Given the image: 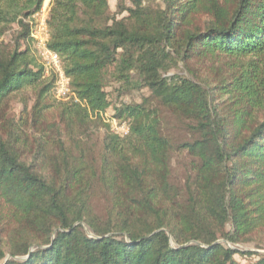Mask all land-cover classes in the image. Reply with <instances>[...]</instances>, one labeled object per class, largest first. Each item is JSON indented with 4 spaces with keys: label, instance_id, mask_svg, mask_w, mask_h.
Returning <instances> with one entry per match:
<instances>
[{
    "label": "trees",
    "instance_id": "1",
    "mask_svg": "<svg viewBox=\"0 0 264 264\" xmlns=\"http://www.w3.org/2000/svg\"><path fill=\"white\" fill-rule=\"evenodd\" d=\"M0 1L6 4L0 5V25L18 22L21 27L15 50L0 58L1 123L10 97L43 83L44 68L32 69L25 52L18 48L22 40L31 39L30 26L23 19L39 13L45 0ZM163 1L166 9L156 19L157 26L152 22L150 31L141 32L131 29V17L136 21L144 17L141 0H135V9H128L129 16L122 20L105 18L108 0H52L48 46L60 55L71 81L78 100L74 113L88 118L89 113L96 116L110 108L104 74L114 66L121 81L131 82L133 70L140 86L195 123L199 138L180 147L201 164L195 170L196 198L188 205L194 214L181 210L171 214L160 206L156 202L159 191L146 188L144 173L119 154L126 163L127 184L122 196L113 198L119 205H128L114 209L121 217L120 227L94 229L98 237L91 238L82 228L89 213L83 202L86 191L73 188L81 173L75 167L78 162L63 150L64 163L50 178L40 172L42 166L36 161L24 159L23 146L27 144H10L0 133V197L23 226L19 231L22 239L13 244L12 259L4 264H238L234 260L237 251L214 244V222L223 227L231 224L232 231L224 237L232 243L250 234L257 225L255 220L264 224V119L257 122L255 117V112L264 115V0ZM16 4L22 7H12ZM202 12L210 19L206 27L195 28V18ZM103 19L104 23H98ZM165 43L176 55L166 54L165 59L178 58L186 65L211 54L249 60L243 73L214 81L213 90L229 98L213 105L210 85L183 77H162V62L153 50L164 53ZM191 71L197 78V72ZM51 86L49 82L45 89ZM146 102L122 105L115 116L135 122L130 135L157 161L159 177L165 179L170 142L161 135L159 120L146 110ZM112 143L107 149L115 152L117 147ZM44 150L40 144L37 151ZM134 187L147 195L146 203H142L143 196L135 195ZM106 188L112 192L117 189L111 182ZM133 196L141 198L134 200L140 202L137 207L131 206ZM143 213L154 216L158 223L144 224L135 233L129 219ZM169 214L174 224L168 220ZM164 228L179 246L199 241L207 248L195 244L172 247ZM23 255L27 257L24 261L14 259ZM3 259L5 254L0 251ZM254 264H264V255Z\"/></svg>",
    "mask_w": 264,
    "mask_h": 264
},
{
    "label": "rangeland",
    "instance_id": "2",
    "mask_svg": "<svg viewBox=\"0 0 264 264\" xmlns=\"http://www.w3.org/2000/svg\"><path fill=\"white\" fill-rule=\"evenodd\" d=\"M140 1V0H139ZM144 17L141 21L131 17V29L139 28L141 32L150 31V23L155 22L165 11L166 4L163 0H141ZM52 0H45L39 13L31 18L23 19L30 26V33L36 26H41L44 21L47 24L51 11ZM2 3L0 1V5ZM22 4V3H21ZM21 4L12 7L20 9ZM108 12L105 18L122 20L129 16L128 9H135V0H108ZM141 14V13H140ZM210 17L200 13L195 18L194 27H206ZM106 19L99 20L104 23ZM179 22V21H178ZM111 24V21L109 22ZM48 27V25H47ZM193 25L191 28H194ZM0 30V58H7L8 54L17 47V37L21 31L18 22L2 23ZM49 30V28H48ZM31 35V34H30ZM30 40H22L19 44V52H25L27 61L30 62L32 69L37 70L38 66L44 68L41 85H35L24 92L10 97L4 104L3 118L0 125V133L10 144H27L23 146L24 159L28 162L36 161L40 167V172L48 177L57 174V170L64 163L63 150L70 153V157L78 163L75 167L80 170V178L73 183L74 191L85 190L83 202L88 209L86 223H82V228L91 238H97L94 229L117 228L121 225L116 207H126L128 203H116L114 196H122L123 189L127 184L125 179L124 167L119 154L123 155L132 167H136L143 172L145 186L149 190H158L156 202L167 209L171 214L181 210L187 214H194L195 210L188 205L196 198L194 178L199 160L193 158L181 147L184 143H192L199 138L195 132V123L186 119V116L175 108L166 106L159 98L153 95L147 87L140 86L139 76L131 70V82L120 80L114 66L108 68L104 74V90L110 102V108L96 116L88 114V118L82 113H74V105L78 100L69 97L65 101L59 100L56 94L57 75L48 70L43 60L42 54L32 37ZM167 43L163 44L166 46ZM163 46L161 49H163ZM164 51V50H163ZM156 57L162 62L159 72L162 77L173 78L183 77L196 81L203 85H210L208 89L213 95V105L226 102L229 95L214 91V81L219 78H229L232 74L238 75L245 70L248 58H224L211 54L186 65L180 59H165V55H175L172 48L166 46L164 53L153 50ZM197 72V78L192 71ZM51 82L52 86L45 89L46 84ZM145 108L150 113H154L159 120V130L163 137L170 142V152L168 153V163L166 165V177H159V165L151 154L142 146V143L130 135V127L135 124L132 120L120 119L115 116L116 110L122 105L142 104L146 101ZM84 107V104L81 105ZM85 108V107H84ZM64 109H68L66 113ZM255 112L257 122L264 119V115ZM113 140V143L111 142ZM117 147L115 152L108 151L110 144ZM42 144L44 151H37ZM110 178V181L107 178ZM111 182L117 189L112 192L106 188ZM135 184V183H134ZM135 195L143 196L142 203H146V196L138 193V188L134 187ZM264 189V188H263ZM157 194V192H156ZM264 194V190L262 192ZM155 199V198H154ZM141 198H131V206L137 207ZM141 203V204H142ZM124 213V208L121 209ZM169 219L172 224V215ZM126 217H124L125 219ZM256 226L239 243H232L224 235L232 231V226L227 223L224 227L214 222V244H220L224 248L237 251L234 260L238 264H254L264 255V224H260L257 219ZM131 230L138 233L144 224H157L154 216L141 214L139 218L130 220ZM23 226L16 222L12 209L0 197V251L5 254V259L0 260L4 264L6 260L12 259L10 252L13 244L22 239L19 233ZM167 231L172 247H186L198 245L207 248V245L199 241H189L183 245H178L173 239L172 234ZM127 240L129 236L123 233ZM212 238V237H210ZM34 247V246H33ZM31 247V250L34 248ZM44 246L43 248H47ZM26 256H17V261L26 260Z\"/></svg>",
    "mask_w": 264,
    "mask_h": 264
},
{
    "label": "built area",
    "instance_id": "3",
    "mask_svg": "<svg viewBox=\"0 0 264 264\" xmlns=\"http://www.w3.org/2000/svg\"><path fill=\"white\" fill-rule=\"evenodd\" d=\"M31 37L37 44L43 60L46 63V67L48 66V70L53 71L57 75L56 94L59 100L65 101V99H69L71 95L75 97L71 90V81L64 73L63 62L60 55L51 50L48 46L50 33L45 21L41 26H36L32 30Z\"/></svg>",
    "mask_w": 264,
    "mask_h": 264
}]
</instances>
